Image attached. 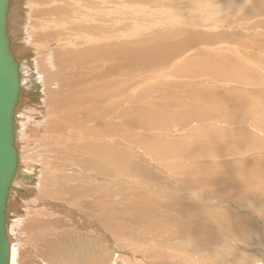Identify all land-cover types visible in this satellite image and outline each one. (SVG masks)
Returning a JSON list of instances; mask_svg holds the SVG:
<instances>
[{
	"label": "rangeland",
	"instance_id": "374dc122",
	"mask_svg": "<svg viewBox=\"0 0 264 264\" xmlns=\"http://www.w3.org/2000/svg\"><path fill=\"white\" fill-rule=\"evenodd\" d=\"M125 1L124 28L127 27V30H123L122 42L112 43L111 47L115 53L107 61V64L115 65L120 61V56L124 60V73L120 75L113 71L110 76L122 83L118 99L111 102L101 100L99 93L87 90L78 96L75 93L70 99L63 100L59 94L54 93L58 92L56 81H44L45 86L51 89L48 93L52 94L51 103L62 112L85 105L88 101L95 105L93 118L79 131L85 138V143L98 144V137L94 132L101 125L96 114L105 108L112 109L117 116L107 119L110 127L126 121L129 126L125 131L127 135L124 132L123 136L129 138L133 129L134 132L137 131L135 134L139 133L140 136L132 139L135 135H131L130 141H137L136 145L128 139L133 147L125 142L122 149L118 150L119 153L111 157L108 166L95 161L84 163L74 158L71 163L80 167L71 164L72 170L61 172L58 169L59 172L52 168L62 165L65 161L44 152L42 149L45 148L46 151L48 148L42 147L44 145L31 146L33 143L29 142L32 136L37 137L43 127L39 130L34 119L24 117L26 123L20 129V144L21 147L24 146L21 149L25 154H22L21 158L26 159L29 164L35 161L40 164L35 168L40 169L42 180L50 177L47 176L48 173L60 174L68 180V183L63 184L79 189L80 193L76 199L69 201L70 204L76 209L78 207V213L86 221L89 218L88 223L97 225L100 230L87 228L85 220L71 221V218L64 216L60 219L62 213H58L60 216L57 218L54 211H46L53 213V216L49 213L46 215V212L45 215L43 212L44 216L40 215L43 218L47 216L45 219L48 221V227L41 226L38 227L39 230H32L28 226L32 224L30 221L34 218L45 219L31 211L33 207L27 208V218L24 217L21 229L10 231V236L18 243L20 253L22 252L19 264H26L27 259L32 264H111L113 260L115 264H264V114L252 108L244 107L239 110L232 101L224 102L220 98L229 93L248 96L252 92H264V0ZM112 32L117 34L118 31ZM145 59H159L161 64L145 66L142 63ZM167 59L170 61L167 62ZM48 67L53 73L54 68L50 65ZM102 69L100 65L94 71ZM223 70L240 75L239 82L227 78L215 80L214 74ZM189 71L202 74L196 78L177 75ZM84 72L85 70L81 69L80 73ZM40 73L45 78L43 68ZM111 88L112 91L119 89L116 84ZM193 91L204 92L205 102L190 103L189 96ZM188 93L189 96H185ZM25 94L28 95L27 92ZM252 98L258 97H247L250 101ZM26 100L19 109L23 116L30 110L27 109L29 104ZM233 105L235 110L232 109ZM48 111L51 115L48 112V117L45 114L42 120L46 127L50 126L49 122L53 116L50 108ZM197 112L201 113V116L196 115ZM150 123L152 127L155 125V129ZM148 137L158 142L163 151L160 158L147 160L149 152L143 148L145 144L141 145L138 140H147ZM118 140L119 138H113L112 142L117 143ZM29 146L33 151L36 150L32 152ZM142 150L146 153L145 159L140 158L141 162L147 163L145 165L152 169V177L158 182L150 183L135 173L133 160H137V156H143L138 152ZM126 155H129L127 160ZM50 156L52 158L49 159ZM27 161L24 164L28 165ZM84 164L94 173L91 176L95 178L91 180L97 185L89 184L90 179L81 174L82 167H86ZM27 165L26 167L31 168ZM120 165L124 168L117 169ZM125 172L128 175L123 174ZM27 173L26 171L23 176ZM33 175L36 178L35 172ZM22 179L27 180V176ZM177 179L181 183L193 184L187 185L189 187L196 185L199 190H176L168 186L179 183ZM165 181L168 187L164 186L167 184ZM40 182V189L45 187V184L54 185L53 189H48L50 191L63 188V185H58L56 181ZM139 189L150 193L152 199H146L147 195L140 197ZM217 191L223 195L217 194ZM201 192H210L211 196ZM76 200H80L77 202L78 206L74 203ZM177 201L197 202L205 206L218 202L223 206L227 205L236 215L234 220L230 217L219 224L217 219L224 216L222 211L197 207L203 210L200 213H203L205 220L204 223L198 222L193 218L189 219L190 215L186 213L178 215L176 212L181 206L169 208V203L177 204ZM73 205L71 206L74 207ZM172 213L174 215L169 216ZM243 216H246L245 222ZM106 222L111 225L105 226ZM241 225L243 228L235 227ZM114 253L118 254V257L114 256ZM249 255L252 257H248Z\"/></svg>",
	"mask_w": 264,
	"mask_h": 264
},
{
	"label": "bare ground",
	"instance_id": "6f19581e",
	"mask_svg": "<svg viewBox=\"0 0 264 264\" xmlns=\"http://www.w3.org/2000/svg\"><path fill=\"white\" fill-rule=\"evenodd\" d=\"M125 21H126V1L125 0H8L7 10H6L5 32H6V37L8 40L11 54L17 62L18 72H19V76H18L19 89L16 95V99H15L14 107L12 111V116H11L13 143H14V148L16 150V167L11 177L10 185L8 187L6 210H5V217H4V223H3L4 234L8 241L10 264H19L20 256L22 254V252L20 253V248L18 247V243H16L14 238L10 236V231L21 229V226L23 224L22 222L24 221V217L27 213L26 211L27 208L33 207L34 209H31V211H35L34 213L35 214L37 213L36 214L37 216L38 215L44 216L46 211H49V212L54 211L56 215L58 213L63 214L61 215L62 217L59 215L60 219L63 218L64 216V218H71V221L73 219H75L76 221L77 220L86 221V219L83 218L78 213L80 209L78 207L76 209L75 206L73 204H70L69 202L72 199H76V196L80 193L79 189L74 188L75 186L63 184V183H68V180L63 176H60L59 173H58L59 175L48 173L47 176H50V177L44 178V180H42L43 178H40V174H41L40 169L38 170L37 168H35V167L40 166V164L38 165V162L35 161L34 159L33 161L35 162L34 163L30 162L31 164H29V162L26 159L25 160L22 159L23 158L22 154H25V153H23L24 150L21 149L24 146L21 147L22 141L20 142V140H22V135H21L20 129H22L25 126L24 124L26 123L25 120L23 119L25 118L28 119V117L29 119L32 118L38 125L39 130L42 129L41 127H43V129H47V130H43V129L40 130L42 131L41 133H39L41 135L35 132L36 135L38 134L37 137L32 136L33 139L31 138L32 141L30 140L29 143L34 144V145L32 144L31 146H36L37 144L38 146L44 145L42 147H45V146L48 147L46 151L44 150L45 148L42 149L44 152L48 153V155L51 154L52 157H55L57 159L61 158V160H64L65 162L62 165H56L55 168L54 167L52 168V169H57V170L59 169L61 172L69 170V169L72 170L71 164L76 165L74 163H71L73 162L71 160H73L74 158H78L84 161V163L95 161L96 163L101 164L103 166L105 164L108 166V163L110 162L111 157L119 153L118 150L122 149L121 147L125 145V142H127L128 144L130 142L132 144L133 143L135 144L137 142V141L132 142V140L130 141V139L132 138L131 135H135L133 136L132 139H135V137L139 135V133L137 135L135 134L137 133V131L136 132L133 131L135 130L132 128L134 126L133 125L134 122L131 123L132 127L130 125V128H132L133 130H132L131 135H129V138H128V136L126 137L127 133L125 131L129 126L127 125V123L129 122L126 123V121H121L113 125L112 127H110L109 124L107 123V119L115 118L117 116L113 113L112 109L105 108L96 114L98 116L99 123L101 125V127L96 129L94 132V135L98 137L97 139L98 144L95 145L92 143L91 144L85 143L84 142L85 138L82 137L79 131L84 127V125L88 121H90L93 118L94 113L96 111L95 105L91 101H88L87 104L85 105L76 106V107L71 108L68 111L62 112V110L59 107L51 103L52 94L48 95L51 89L45 86V81H44V80L56 81L58 92H54V93L59 94L63 100L70 99L75 93H77L76 96H78L82 92L87 91V90H92V91L99 93L100 96L102 97L101 100H109L111 102V101L118 99L119 98L118 96L121 93L122 83L118 80L110 78V76L113 74V71L117 72V74H120V75L124 73V70H123L125 66L124 60L122 56H120V61L117 62L115 65H109L107 64V61L110 59L112 54L115 53L111 47L112 43L114 41L122 42L123 40V36H124L123 30L124 29L127 30V27L124 28ZM112 30L118 31L117 34H114ZM120 45H122V43H120ZM117 51L121 53L120 49H118ZM117 55H121V54H117ZM167 60H166L167 62L170 61V59H167ZM142 63L145 66L153 67V66H160L161 61L159 59H157L156 61L153 59H145L142 61ZM49 65L54 68L53 73L50 72L49 67H48ZM100 65L103 67V69L97 72L94 71V69L99 67ZM179 65H180V62H178V66ZM41 68H43L45 72L44 73L45 78H43L40 73ZM81 69L85 70V72L82 74L80 73ZM201 74L202 73H197L194 71H189L184 74L177 73L178 76H188L190 78L192 77L196 78L197 76ZM169 78L170 76L168 77V79ZM222 78L230 79L233 82L237 80L236 82H239L238 78H240V75L232 74V71H229V70H223V71H220L218 74H214L215 80L221 81ZM240 81H242V79H240ZM114 84H116L119 87L117 91H112L111 87ZM25 92H27L28 95L25 94ZM203 93L204 92H199V91L194 92L193 91L192 93H190V96H189V93L185 94V96L186 95L189 96L190 103L193 101L202 102L205 100ZM259 93L260 94H258V92L256 94H253L252 92L250 95H248L250 97L251 95H256V97H258V98H252L251 101L250 99L249 100L247 99L248 96H242L240 95V93H238L237 95L233 93H229L228 95L226 94L224 96H221L220 98H222L224 102L225 100L232 101V103H234L236 108L238 109L239 108L241 109L244 107L247 109L252 108L264 114V92L259 91ZM183 94H182V97H183ZM29 97L31 99H34L33 102H30L31 99ZM181 99H179V101ZM24 100H26V102L29 104L27 106V109H30L29 113L25 114L26 116L25 115L23 116V114L21 115L19 113V109L21 108L20 105L22 104ZM148 101H150V99ZM216 101H218V98L216 99ZM235 106L232 107V109H234ZM49 108L51 109V111H53L52 113L53 116H51V122H49L50 126L48 125V127H46L44 126L45 123H42V120L44 119L45 114L48 117V112H49V115H51L50 111H48ZM40 109L41 111L38 112L37 110H40ZM196 115L201 116V113L197 112ZM214 115L217 116L216 113ZM203 119H204V116H203ZM163 122L165 121L163 120ZM27 125L28 124H26V126ZM137 125L139 124L137 123ZM137 125H136V128L138 127ZM150 126L152 127L151 123H150ZM150 128H148V130ZM138 129L139 128H137V130ZM124 132L126 133L125 136H123ZM145 132H147V130ZM113 138H117V139L119 138L118 140L119 142L113 143L112 142ZM148 138L149 139L147 140L146 139L138 140L140 144L142 143L141 145L145 144V147L143 148H145L149 152L147 160H153V159L160 158L163 155V151L159 148L158 142L155 141L156 139L152 140L150 137ZM128 139L130 142L128 141ZM131 143L129 144L130 147L132 146ZM29 150H32V148ZM125 150L127 149L125 148ZM34 151L32 150V152ZM138 152L141 153L139 155H143V156H140V157L137 156L138 159L133 160V164L136 166L135 168H133L135 173H137L138 176L140 175L141 178L148 180L150 183L155 182L156 181L155 178L152 177L153 175L152 169L148 168L145 165L147 163H143L144 161L141 162L143 158L145 159L144 154L146 152H144L143 150L138 151ZM46 153H43V154L46 155ZM51 156L49 157V159L52 158ZM128 156L129 155H126V160L128 159L127 158ZM46 159L47 158H45V160ZM25 161L28 162V165L29 167L31 166V168L26 167L27 164H24ZM129 162H132V161H129ZM84 165L86 167L85 168L84 166L82 167L83 171H80L81 174H84L85 177L87 176L88 180L90 179V181L88 182L89 184L97 185L96 183H94V181L91 180L95 178L91 176V175H94V173L90 171L91 169L86 164ZM57 166L58 168H56ZM120 168H124V166L122 167V165H120L118 166L117 169H120ZM129 170H132V169H129ZM26 171L28 172L27 175H25L27 176V180L22 179V177H25L23 175L24 173L26 174ZM34 172L36 174V178L34 177L35 175H33ZM117 172H118V175H120V172L118 170ZM123 174L128 175L130 173L128 172V174H126L125 172ZM137 174H134V176H136ZM77 178H82V177L77 176ZM40 181L42 182L44 181L45 183H53L54 181H56L58 182L57 183L58 185H63L62 186L63 188H60L57 191H50L48 189H53L54 185L53 184L47 185L44 183L45 187L40 189V183H41ZM165 183H167V181H165ZM160 184L158 183V185ZM158 185L154 184L153 186L160 188ZM166 185H168V183L165 184L164 186L165 187L169 186L176 190L177 188L180 190H185L184 188L186 189L191 188V189L199 190V188L196 185L193 187L187 186V185H193L187 182L185 183L179 182V183H176V185L171 184L173 186H170V185L166 186ZM18 188H20L23 192H21V190H19ZM164 190L166 191V188ZM217 192H219L217 194L223 195V193H220V191H217ZM138 193L140 197L142 196L145 197V195H147V197H145L146 199L148 197L149 199L152 197L150 193L148 194L147 192L140 190V189ZM213 193H216V192H213ZM83 194H85V192H83ZM204 194L210 195L211 193L208 192V193H203V195ZM79 201L80 200H76L74 202L75 205ZM184 202L178 203L177 201V204L173 202L174 206H172L173 203L171 202L172 204L169 203L171 205V207L169 208H172L175 206H181V209H179L176 212L178 215H180L181 213L183 214L186 213V215H190L189 219L193 218L197 220L198 222L205 221L204 218L202 217L203 213H200L201 210L204 209L205 207H207L209 210L218 209L224 213V216L221 219H217L219 224L223 223L225 220L229 219L230 217H232L231 219L234 220V216L236 215L234 213L235 211L232 212V210H229V207L227 205L223 206V204L218 203V202L210 203L209 206L211 207L205 206V204H201L197 202L196 203L195 202L184 203ZM162 203L163 202H161V204ZM163 204L165 206H170L167 203H163ZM71 205H73L74 207H72ZM197 207H200L202 209L199 210ZM35 209L37 210V212ZM43 212H44V215H43ZM49 212H46V215ZM29 214H32V213H29ZM51 215L53 216V213ZM172 215H174V213H172L169 216H172ZM59 216L57 218H59ZM245 217L246 216L242 217V219H244V222H245ZM25 218H27V216ZM235 218H237V216ZM88 220L90 219L87 218V221H86L87 228L94 229V230L99 229V228L97 229L98 227L97 225L88 223ZM208 221L210 223L212 222L215 223V221L213 220H208ZM30 222H32V224ZM30 222H29L30 225L28 226H29V229H32V230L36 228L37 230H39L38 227L40 228L41 226L48 227L46 225V223L48 222V221L46 222V219L42 220L40 218L38 219L34 218V220ZM237 222H238V219H237ZM14 224L15 226H13ZM84 224L85 223H83V225ZM107 225L110 226L111 224H109V222L108 223L106 222L105 226ZM235 227L237 229L238 228L240 229V227L243 228V225L239 227L238 226H235ZM235 239L237 240L238 236ZM113 255L118 257V254L116 253H114ZM248 257H252V256L249 255ZM26 261H28V259ZM26 261H25L26 264H32L31 261H28V263ZM114 261L115 260H113L111 264H115L116 262L114 263Z\"/></svg>",
	"mask_w": 264,
	"mask_h": 264
},
{
	"label": "water",
	"instance_id": "95a60500",
	"mask_svg": "<svg viewBox=\"0 0 264 264\" xmlns=\"http://www.w3.org/2000/svg\"><path fill=\"white\" fill-rule=\"evenodd\" d=\"M8 0H0V264H10L3 223L11 177L16 167L12 136V111L19 89V72L5 32Z\"/></svg>",
	"mask_w": 264,
	"mask_h": 264
}]
</instances>
